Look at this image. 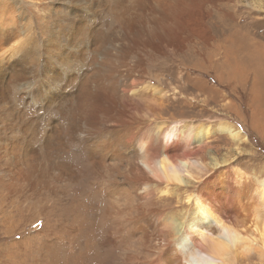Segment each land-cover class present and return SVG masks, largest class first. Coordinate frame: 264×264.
<instances>
[{"label": "bare ground", "instance_id": "bare-ground-1", "mask_svg": "<svg viewBox=\"0 0 264 264\" xmlns=\"http://www.w3.org/2000/svg\"><path fill=\"white\" fill-rule=\"evenodd\" d=\"M59 1L55 6L53 0H0V151L10 148L15 161L18 148L26 151L17 175L10 180L4 172L0 175V211L4 203L7 206L5 190L22 181L38 188L39 203L46 194L49 205L58 202L65 220L67 204L47 192L52 187L44 184V171L38 170L36 180L28 182L34 170L31 161L39 158L46 165V149L57 138L59 155L80 156L73 167L66 161L61 164L57 180L74 184L94 175L90 182L110 180L107 199L112 210L106 215H124L138 228L136 241H114L113 231L103 241L89 225L84 230L93 232L95 241H59L57 264H252L253 259L263 264L264 179L233 167L226 158L217 159L219 151L208 146L215 134H226L238 146L245 140L243 133L226 122L211 127L200 119L170 118L161 112L169 93L161 74L173 66L182 71L196 66L148 67L139 55L140 64L112 74L110 67L103 69L106 46L114 43L108 33L140 1L133 0L131 6L129 0ZM179 1L156 4L149 36L181 28L179 17L189 9L184 4L177 8ZM37 4H47L48 16L38 9V17H33ZM99 16L105 18L100 22ZM125 41L122 56L114 58L119 66L128 54L125 49L134 43ZM213 65L212 72H220ZM172 91L183 93L176 86ZM77 197L82 205L90 195L79 192ZM160 197L166 202L157 206ZM100 210L91 208L90 215ZM4 231L11 233L9 226ZM128 244L132 246L124 248ZM38 245L43 253L52 247ZM34 250L28 251L31 259L40 253ZM49 258L54 263L51 252Z\"/></svg>", "mask_w": 264, "mask_h": 264}, {"label": "rangeland", "instance_id": "rangeland-1", "mask_svg": "<svg viewBox=\"0 0 264 264\" xmlns=\"http://www.w3.org/2000/svg\"><path fill=\"white\" fill-rule=\"evenodd\" d=\"M107 1L108 4H112L111 0ZM139 1L140 6L137 9H131L126 20L114 25L108 33V39L114 40V43L106 46L107 61L103 69L110 67L114 74L117 69L124 70L140 64L142 61L139 55L144 60L143 65L148 67L167 63L196 66L186 71L173 66L161 74L164 78L163 86L167 91L169 90L167 95L169 97L165 95L164 107L161 111L163 116L170 118L182 116L194 118L197 121L200 119L198 122L211 127L226 122L239 129L245 137L240 145L235 146L226 134H215L209 139L208 146L219 151L217 159L226 158L233 167L264 179V0H180L177 8L184 4L183 6L189 9L186 15L182 14L179 17L181 28L175 33L156 32L152 37L149 36L150 19L156 4L161 0ZM132 2L133 0H129L130 6ZM52 3L57 6L60 1L53 0ZM46 6L47 4L45 7L43 4H37L35 6L37 9H32L33 17H38L36 13L39 10L45 11L43 13H47L48 16L49 11ZM98 18L101 22L105 17ZM131 19L132 22H129ZM115 36L118 37L115 38ZM134 36L136 38H131ZM125 40L134 41V43L125 49L128 54L119 66L118 60L114 58L122 56ZM212 64L219 66L220 72L216 74L212 72L210 67ZM205 65L207 67H204ZM227 68L234 71L227 75L225 72ZM145 71L147 72V69ZM182 77L185 79L183 80ZM173 80L183 84H175ZM173 86L183 93L178 94L177 91L176 93L172 91ZM36 142L35 137L33 145L36 148L33 155L39 154ZM54 142L58 143L57 138ZM53 143L46 149L48 152L46 154H49L46 155L45 163L49 161L46 165H41L39 158L31 161L34 170L28 182L31 184L36 180L38 170L44 171L41 174L45 180H42L45 185L52 187V190L47 192L61 197L63 206L67 204L65 220L61 219L60 204L51 201L52 204L49 205L50 197L47 194L43 195L41 200L39 199L40 203L37 201L39 194L35 193L38 188L35 189L26 182L20 181L16 186L5 190L7 206L4 203L0 211V264H57L59 241H95L92 237L93 232L89 229V231L84 230L89 225L95 226L103 241L109 231H113L114 241H136L138 228H133L131 221L124 219V215L114 217L111 213V219L106 215V211L112 210V201L109 202L107 199L110 180L90 182L95 175L87 176L74 184L57 180L56 176L59 174L61 164L66 161L70 167H73L74 161H77L80 156L75 158L78 152H70L68 153L70 157L68 154L63 157L58 153L59 146ZM13 153L10 148L0 151V175L3 177L4 172L7 180L17 175L19 163L24 159L26 151L21 148L15 151L17 161L13 159ZM210 159L207 157V163ZM4 163H6L5 167ZM205 186L201 185L202 188ZM76 188L79 190L77 191ZM79 192L90 195L87 203L82 202L81 199L82 205L80 204L77 197ZM86 196L88 195L84 197ZM42 198H45V209ZM92 198L95 201H92ZM164 198L167 199V197ZM31 202L39 206L33 208L35 204L30 205ZM161 202L166 201L160 197V201L156 203L157 206ZM167 202L174 206V210H180L176 203ZM97 207L101 210L93 216L90 215L91 208ZM102 217H104L103 220H101ZM117 220L120 223L119 231H117ZM7 226L11 233L4 231ZM156 229L152 225V232L156 233ZM38 243L43 244V249L46 245L52 247L43 253ZM130 245L124 248H130ZM30 250H39L40 253L36 251L38 256L31 259L28 253ZM2 252H5L8 258L1 256ZM50 252L54 263L50 258L48 259ZM252 264H260V262L258 259H253Z\"/></svg>", "mask_w": 264, "mask_h": 264}]
</instances>
